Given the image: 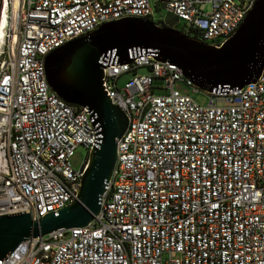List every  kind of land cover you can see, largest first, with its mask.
I'll return each mask as SVG.
<instances>
[{
	"label": "built area",
	"instance_id": "obj_1",
	"mask_svg": "<svg viewBox=\"0 0 264 264\" xmlns=\"http://www.w3.org/2000/svg\"><path fill=\"white\" fill-rule=\"evenodd\" d=\"M256 1L6 0L0 216L37 221L69 205L88 161L74 169V151L89 153L100 136L87 108L48 85L50 53L125 18L170 27L154 8L182 23L184 35L220 47ZM130 60L103 70L104 92L128 126L100 213L85 227L28 239L1 264H264V67L243 88L205 92L202 106L175 90L178 83L199 90L177 65L140 50ZM157 88L169 93L156 95Z\"/></svg>",
	"mask_w": 264,
	"mask_h": 264
},
{
	"label": "water",
	"instance_id": "obj_2",
	"mask_svg": "<svg viewBox=\"0 0 264 264\" xmlns=\"http://www.w3.org/2000/svg\"><path fill=\"white\" fill-rule=\"evenodd\" d=\"M133 50L177 65L203 92L243 88L255 82L264 67V0L256 1L220 47L147 19L125 18L105 23L50 53L45 58L48 85L68 104L87 108L100 136L88 153L76 199L69 205L37 221L26 213L0 216V264L28 239L85 227L100 213L101 196L117 161V140L128 126L126 114L104 92L103 70L105 63H130Z\"/></svg>",
	"mask_w": 264,
	"mask_h": 264
},
{
	"label": "rangeland",
	"instance_id": "obj_3",
	"mask_svg": "<svg viewBox=\"0 0 264 264\" xmlns=\"http://www.w3.org/2000/svg\"><path fill=\"white\" fill-rule=\"evenodd\" d=\"M156 1L160 2L161 0H156ZM152 6L153 7L155 6L154 1H152ZM210 11H211V5H206L204 8V12L208 13ZM154 17H155V19L164 18L166 21H168V23L170 24L169 25L170 27H168V28L175 29L177 31H180V29L182 28V23H176V21L173 19V17L167 15L164 12L157 11L155 8H154ZM130 77H131V75H129V74H126L123 77H121V79L118 82L119 87H123L128 82ZM162 85H163L162 80L156 79L154 81L155 87H161ZM175 90L181 94L190 95L193 98V100L196 103H198L199 105L204 106L208 102V95L205 92H203L201 90H198L197 92H193L185 83H178L175 86ZM154 93L156 95H166L169 93V90L157 88L154 90ZM87 156H88L87 149H85L83 146L77 147L76 150L74 151L73 157L70 160L72 167L74 169H79L83 163V160Z\"/></svg>",
	"mask_w": 264,
	"mask_h": 264
},
{
	"label": "bare ground",
	"instance_id": "obj_4",
	"mask_svg": "<svg viewBox=\"0 0 264 264\" xmlns=\"http://www.w3.org/2000/svg\"><path fill=\"white\" fill-rule=\"evenodd\" d=\"M5 23H6V0H2L1 9H0V41L4 33Z\"/></svg>",
	"mask_w": 264,
	"mask_h": 264
}]
</instances>
